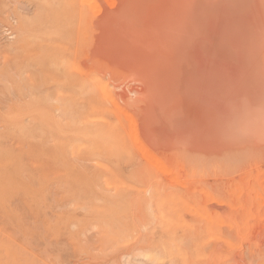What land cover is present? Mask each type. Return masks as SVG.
Instances as JSON below:
<instances>
[{"label": "rangeland", "instance_id": "rangeland-1", "mask_svg": "<svg viewBox=\"0 0 264 264\" xmlns=\"http://www.w3.org/2000/svg\"><path fill=\"white\" fill-rule=\"evenodd\" d=\"M93 11L0 0V264H264L262 155L208 170L146 126L119 98L140 76L89 55Z\"/></svg>", "mask_w": 264, "mask_h": 264}, {"label": "bare ground", "instance_id": "bare-ground-1", "mask_svg": "<svg viewBox=\"0 0 264 264\" xmlns=\"http://www.w3.org/2000/svg\"><path fill=\"white\" fill-rule=\"evenodd\" d=\"M81 3L94 9L81 27L89 41L91 58L140 76L139 85L130 86L132 95L120 90L123 94L119 92V98L122 103L128 99L129 106L123 104L129 108L132 103H140L144 117L139 114L147 121L146 126L162 134L166 141L167 137L174 142L184 136L198 141L209 162L205 161L207 169L210 164L214 170H230L229 164L238 167L242 157L252 153L262 155L257 158L264 162V0ZM113 70L117 74L109 81L122 86L125 81L119 82L118 71ZM100 83L104 84L102 80ZM109 97L120 107L112 92ZM195 99L198 102L194 103ZM197 112L203 120L199 128L195 126ZM185 156L179 159L185 158L184 164L187 160L189 165L191 156ZM204 156L197 155L195 162L197 157L204 162Z\"/></svg>", "mask_w": 264, "mask_h": 264}]
</instances>
